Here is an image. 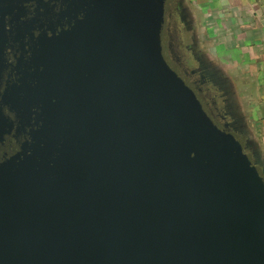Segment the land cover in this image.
<instances>
[{
    "label": "water",
    "instance_id": "95a60500",
    "mask_svg": "<svg viewBox=\"0 0 264 264\" xmlns=\"http://www.w3.org/2000/svg\"><path fill=\"white\" fill-rule=\"evenodd\" d=\"M18 2L0 0V264H264V178L167 66L164 0Z\"/></svg>",
    "mask_w": 264,
    "mask_h": 264
},
{
    "label": "flooded vegetation",
    "instance_id": "af4514ba",
    "mask_svg": "<svg viewBox=\"0 0 264 264\" xmlns=\"http://www.w3.org/2000/svg\"><path fill=\"white\" fill-rule=\"evenodd\" d=\"M55 1L21 0V3H18L31 18L37 16V12L38 15L47 11L52 13ZM194 42L192 21L182 1L164 0L160 46L167 66L193 92L206 117L220 134L229 139L236 137L243 144L241 156L249 161L253 172L261 174V178H264V168L258 164L259 161L254 156V145L252 144L253 147L246 145L248 140L244 134L246 127L239 117L229 91L220 82L217 71L199 55Z\"/></svg>",
    "mask_w": 264,
    "mask_h": 264
},
{
    "label": "crops",
    "instance_id": "0c3cea01",
    "mask_svg": "<svg viewBox=\"0 0 264 264\" xmlns=\"http://www.w3.org/2000/svg\"><path fill=\"white\" fill-rule=\"evenodd\" d=\"M203 8L207 39L222 61L235 64L238 111L255 152L264 158V0H209ZM215 39V40H214ZM212 50V49H211ZM241 79V81H239Z\"/></svg>",
    "mask_w": 264,
    "mask_h": 264
},
{
    "label": "rangeland",
    "instance_id": "374dc122",
    "mask_svg": "<svg viewBox=\"0 0 264 264\" xmlns=\"http://www.w3.org/2000/svg\"><path fill=\"white\" fill-rule=\"evenodd\" d=\"M175 1V0H170ZM180 1V0H179ZM184 6L188 10V15L192 21V36L195 40L194 45L201 57L207 63L212 66L218 73L220 82L225 86L229 91L231 99L237 109V112L240 111L239 99H240V87L238 86L237 70L233 67H236L234 64H226L222 61L219 52L216 51L215 42L211 44L210 40L207 39V32L205 30V20H208L209 17L205 16L203 8L208 4L209 0H181ZM174 27H172L173 29ZM173 31V30H172ZM215 40V39H214ZM214 46V47H211ZM212 49V50H211ZM241 81V79H239ZM239 103V104H238ZM235 154L243 159L247 166H250L249 161L241 156L239 149L234 148ZM247 157V156H246ZM261 163H264V158L260 159ZM262 166V165H261ZM261 175V174H260Z\"/></svg>",
    "mask_w": 264,
    "mask_h": 264
},
{
    "label": "trees",
    "instance_id": "16d2710c",
    "mask_svg": "<svg viewBox=\"0 0 264 264\" xmlns=\"http://www.w3.org/2000/svg\"><path fill=\"white\" fill-rule=\"evenodd\" d=\"M231 139L236 144L237 149H239L240 152H242V146H243V144L236 137H231Z\"/></svg>",
    "mask_w": 264,
    "mask_h": 264
}]
</instances>
